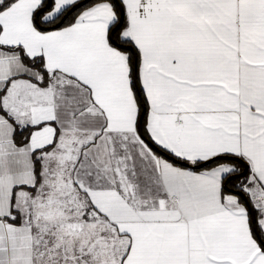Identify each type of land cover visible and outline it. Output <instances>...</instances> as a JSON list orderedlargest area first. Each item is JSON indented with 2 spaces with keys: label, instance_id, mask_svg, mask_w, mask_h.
I'll use <instances>...</instances> for the list:
<instances>
[{
  "label": "snow or ice",
  "instance_id": "6c2138e0",
  "mask_svg": "<svg viewBox=\"0 0 264 264\" xmlns=\"http://www.w3.org/2000/svg\"><path fill=\"white\" fill-rule=\"evenodd\" d=\"M0 264H264V0H0Z\"/></svg>",
  "mask_w": 264,
  "mask_h": 264
}]
</instances>
